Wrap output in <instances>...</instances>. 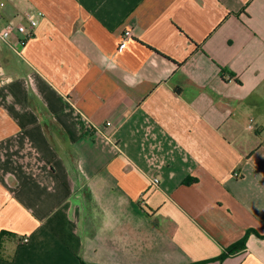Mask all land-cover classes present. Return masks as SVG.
I'll return each instance as SVG.
<instances>
[{
  "label": "crops",
  "instance_id": "obj_1",
  "mask_svg": "<svg viewBox=\"0 0 264 264\" xmlns=\"http://www.w3.org/2000/svg\"><path fill=\"white\" fill-rule=\"evenodd\" d=\"M0 2V264H264V0Z\"/></svg>",
  "mask_w": 264,
  "mask_h": 264
},
{
  "label": "built area",
  "instance_id": "obj_2",
  "mask_svg": "<svg viewBox=\"0 0 264 264\" xmlns=\"http://www.w3.org/2000/svg\"><path fill=\"white\" fill-rule=\"evenodd\" d=\"M5 4L0 2V43L7 46L12 52L18 56H22V49L26 45V42L32 38L34 30L39 24V19L43 18L45 14L43 12H29L26 15L27 24H19L12 20L3 21V9ZM18 33L20 37H15L14 34ZM133 34L131 29H127L120 41L118 51L121 52L126 44L132 39ZM236 177L238 175L236 174ZM153 185L159 184L158 179H153ZM29 242L28 237L21 239V244H27Z\"/></svg>",
  "mask_w": 264,
  "mask_h": 264
},
{
  "label": "rangeland",
  "instance_id": "obj_3",
  "mask_svg": "<svg viewBox=\"0 0 264 264\" xmlns=\"http://www.w3.org/2000/svg\"><path fill=\"white\" fill-rule=\"evenodd\" d=\"M25 24H27V23H25ZM5 61H6V63L8 62V65H9L10 52L6 49H3L2 44L0 43V66L5 65Z\"/></svg>",
  "mask_w": 264,
  "mask_h": 264
},
{
  "label": "trees",
  "instance_id": "obj_4",
  "mask_svg": "<svg viewBox=\"0 0 264 264\" xmlns=\"http://www.w3.org/2000/svg\"><path fill=\"white\" fill-rule=\"evenodd\" d=\"M229 73L227 69L221 68V74L223 77L226 76V74ZM232 75V74H231ZM247 237L243 238L242 241L238 244H236L234 247L230 248L231 252L236 251L237 249H242L245 246Z\"/></svg>",
  "mask_w": 264,
  "mask_h": 264
}]
</instances>
